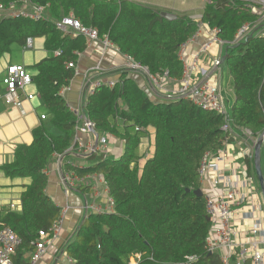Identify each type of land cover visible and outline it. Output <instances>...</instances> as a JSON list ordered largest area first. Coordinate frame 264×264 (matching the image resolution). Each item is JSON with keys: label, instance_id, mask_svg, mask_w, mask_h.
<instances>
[{"label": "trees", "instance_id": "16d2710c", "mask_svg": "<svg viewBox=\"0 0 264 264\" xmlns=\"http://www.w3.org/2000/svg\"><path fill=\"white\" fill-rule=\"evenodd\" d=\"M11 2L28 10L35 5L46 10L38 19L0 11V59L16 46L26 48L28 39L37 36L46 37L51 52L27 67L45 118L41 114V123L32 129L33 141L17 145L14 160L1 167L9 177L32 179L21 196L22 210H0V231L10 226L22 238L11 256L13 264L30 263L39 233L49 231L61 215L62 207L47 192V167L63 155L64 173L74 171L80 178L102 175L114 201L113 211L86 214L63 246L74 264H174L192 255L198 257L193 264H222L220 252L206 249L211 221L199 168L207 151L223 148L224 116L185 99L154 101L129 70L122 69L114 87L101 83L89 95L85 109L101 137L111 133L123 140L122 155L103 158L96 151L85 165L72 164L68 153L78 148L77 118L61 90L70 86L76 68L68 63H77L87 39L82 34H64L57 22L72 13L85 27L96 28L101 38L107 36L118 50L146 66L151 75L179 79L183 73L179 47L200 25L221 28L220 36L233 41L237 28L253 20L254 14L239 0H211L200 19L186 14L170 20L160 14L161 9L131 0H0L6 6ZM227 53L224 64L235 97L229 114L237 125L260 135L264 131V38L254 35ZM150 129L154 151L145 157L150 141L145 145L144 139H150ZM261 159L264 170V149ZM245 163L247 173L257 180L254 159L246 158ZM76 189L89 196L92 185L80 184Z\"/></svg>", "mask_w": 264, "mask_h": 264}, {"label": "built area", "instance_id": "2783aa9c", "mask_svg": "<svg viewBox=\"0 0 264 264\" xmlns=\"http://www.w3.org/2000/svg\"><path fill=\"white\" fill-rule=\"evenodd\" d=\"M21 1L28 2V0ZM208 1L211 2V0ZM239 1L246 6L250 13L254 14L253 20L244 22L237 28L233 41L224 40L220 36L221 28L211 27L205 23V28L211 32V38L199 46L197 50L188 54L189 46L194 43L197 34L200 32L202 27L200 25L198 32L179 47L178 54L183 65V73L179 79L169 78L167 75L153 76L146 66L136 63L128 55H125L127 61L124 69L145 75L151 85L152 95H156L161 101L172 102L173 100L185 99L204 111H214L224 116L225 122L222 130L226 131L227 136L223 148L217 152L207 151L199 168L200 179L203 183L210 174H214L209 179L211 187L208 189L203 188L206 198V212L211 221L206 249L210 252H220L222 264H264V206L259 196L258 181L254 175L243 170L241 164L234 165V169H231L233 176H235L234 181H231L230 175L225 174V168L229 166L227 159L233 157L231 142L242 147L238 158L243 160H246V158L254 159L255 145L259 136H255L248 128L237 125L231 118L229 114L231 105L224 97V87L221 81V72L225 65L222 60L225 47L243 42L249 36L256 35L264 38V0ZM1 10L9 16L21 14L38 19L44 14L45 8L44 6L35 5L31 10H28L24 7H18L16 2H11L9 6L0 3ZM57 28L64 34L70 33L74 36L82 34L88 41L100 40L105 47L114 45L107 36L101 38L96 28L85 27L73 14L59 20ZM32 39H28L26 48L32 47ZM55 53L60 54L61 51L55 50ZM68 66L75 67L77 70L74 62L68 63ZM90 72L94 73L90 74ZM90 72L88 71L86 74L87 79L81 93L82 107H71L77 118L75 135L78 148L75 151L79 153H89L93 146V142L85 144L79 134L80 131L91 133V129H95V123L85 113L89 95L93 94L101 83H107L110 87H114L117 81H102L98 78V75L103 73L100 65L93 67ZM163 79L175 80L178 82V86L171 90L166 89ZM32 82V75L25 64L7 65L6 73L2 79V85L5 86L3 100L8 104L21 107L23 97L29 100L36 98L38 94L29 91ZM67 88L61 90L63 96H65ZM41 118H45V115L42 114ZM110 137H114V135L107 133L102 136L95 151L106 154ZM69 151H72V149ZM61 183L65 186L67 193L75 190L80 184L92 185L90 195H83L86 214L113 211L114 201L109 197L108 184H106L102 175L90 174L80 178L74 171L62 172ZM102 195L107 201L106 208H102L96 202H89L90 197L95 198ZM69 208L68 205L62 208L61 216L49 231L41 230L39 233L40 238L35 242V250L32 252L29 264H37L42 256L46 254L48 246L58 238L63 222L62 215H65ZM239 220L249 224L247 229L250 232L251 239L248 246L236 238L235 223ZM21 243L22 238L10 226L4 227L0 231V264H13L11 256ZM63 258L66 264H74V259L66 252H64ZM197 259L196 255L187 256L185 260L174 264H193Z\"/></svg>", "mask_w": 264, "mask_h": 264}, {"label": "crops", "instance_id": "0c3cea01", "mask_svg": "<svg viewBox=\"0 0 264 264\" xmlns=\"http://www.w3.org/2000/svg\"><path fill=\"white\" fill-rule=\"evenodd\" d=\"M131 1H139L150 5L151 7L153 5L159 9H162L160 7H166L159 4H151L150 2L143 0ZM189 16L194 19H200L202 14ZM210 38L211 32L205 28V23H203L194 43L189 46L188 54L197 50L199 46L204 44V42ZM32 40V47L23 48L20 45L16 46L12 51L5 52L0 59V210L5 209L6 207H12V205H14V209L18 211L22 210L21 196L26 188V185L30 184L32 179L30 176L9 177L5 175L1 167L5 163L14 160V151L17 145L22 143H31L33 141L32 129L41 123L40 115L46 113L45 107L38 96L30 100L23 97L21 107L8 104L2 98L5 91V86L2 85V79L6 73L7 65L23 63L27 67H33L42 59L51 56V52L48 51L45 46V36H37ZM224 53H226V47ZM126 61L127 58L125 54L122 53L121 50H118L115 45L105 47L100 40L88 41L87 39L85 50L83 52H78V60L76 63L77 70L75 76L72 78L70 86L65 91L64 97L70 108L77 106L82 107L81 93L84 87V82L87 79L86 74L88 71L90 72L93 67L100 65L103 73L99 74L98 78L102 81L118 80L121 70L125 67L124 65ZM93 73L94 72H90V74ZM224 73L225 68L223 67L221 72V81L223 82L224 87V97H226L229 101L230 97L228 95L230 93H233L234 95L233 80L231 84L232 86L226 85ZM129 76L134 79L136 83H139L151 99L154 101H161V99H159L156 95H152L151 85L147 81L145 75L140 72L129 71ZM163 82L165 88L169 90L178 86V82L175 80L170 81L168 79H163ZM29 91L35 92L33 85L29 86ZM79 134L81 140L85 144L94 142V135L92 133L79 132ZM144 140L145 145L150 141L149 139ZM143 145L144 144L142 143L141 148ZM231 145H233V148L230 146L233 151V157L227 159L229 166L225 168V174L230 175L231 181H234L235 176H233V172H231V169H234L233 167H235L234 165L241 164V168L247 171V164L245 163V160L238 158L242 147L234 144V142H231ZM234 145L236 149H234ZM106 151V154L99 152V155L103 156V158L106 156H121L123 153V140L121 141L115 135L114 137H110ZM150 153V150H148L145 157L149 156ZM69 160L77 165H85L87 163L86 159L75 155H72V159ZM61 167L59 158L57 157L48 165L47 173L49 181L47 184V192L56 204L60 205L62 208L68 205L70 208L67 210L65 215H62L63 222L58 238L48 246L46 254L42 256L41 260H39L37 264H66L63 258V246L73 237L75 229L81 224L86 215L84 209V194H81L77 189L72 190L69 193L66 192L65 186L61 183V176L63 172ZM211 176H214V174H210L209 177L204 180L203 187L205 189L211 187V182H209ZM89 202H96L102 206V208L107 207V201L103 195L95 198L90 197ZM235 224L237 231L236 238L240 239L241 242L248 246V242L251 239L250 232L247 229L249 224L246 222L244 223L242 220L237 221Z\"/></svg>", "mask_w": 264, "mask_h": 264}, {"label": "rangeland", "instance_id": "374dc122", "mask_svg": "<svg viewBox=\"0 0 264 264\" xmlns=\"http://www.w3.org/2000/svg\"><path fill=\"white\" fill-rule=\"evenodd\" d=\"M143 1H148L150 2L151 4H155V5H161V6H166V7H160L162 8L161 11H165V12H172V13H175L177 15H201L202 12H203V7L205 6V4L207 2H209L208 0H143ZM147 5V4H146ZM150 6V5H148ZM153 6V5H152ZM153 7H156V6H153ZM224 68H225V80H226V85H231L232 84V79H231V76H230V73L229 71L227 70V66L224 65ZM232 86V85H231ZM230 97V100L228 101V104L229 105H232L233 101H234V95L233 93H230L228 95ZM82 132V131H80ZM86 133V132H84ZM150 133H151V137H150V152L152 154V152L154 151L153 149V142H154V133H153V130L150 129ZM264 146V144H263ZM262 146V147H263ZM264 149V147H263ZM262 149V150H263ZM98 155H99V151H97ZM101 155H99L100 157ZM145 160V159H143ZM264 171V170H263ZM258 184H259V196L261 197L262 199V203H263V206H264V197H263V194L261 192V189H260V183H259V180H258ZM133 260H135L133 258Z\"/></svg>", "mask_w": 264, "mask_h": 264}, {"label": "water", "instance_id": "95a60500", "mask_svg": "<svg viewBox=\"0 0 264 264\" xmlns=\"http://www.w3.org/2000/svg\"><path fill=\"white\" fill-rule=\"evenodd\" d=\"M160 14L163 15L168 20L178 18V15L175 13H172V12L161 11ZM250 37H252V36H249L248 38H250ZM237 45H238V43L236 45H227L226 46V53L223 55V58H222L223 61H225L227 56H228L227 51L230 48L237 47ZM91 133L94 135V142H93L92 149L89 151V153H79L76 151H69L68 156L75 155V156L86 159L89 157V155L95 153L96 152L95 150L98 147L101 135L94 128L91 129ZM263 144H264V131L257 138V142L255 145V154H254V164H255L256 176H257V180H259L261 192H262L263 197H264V171H263V165L261 164ZM65 157H66V155H63L62 157H60V159H59L60 167L62 166V162H63ZM200 194H202V191H200Z\"/></svg>", "mask_w": 264, "mask_h": 264}]
</instances>
